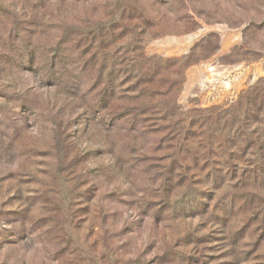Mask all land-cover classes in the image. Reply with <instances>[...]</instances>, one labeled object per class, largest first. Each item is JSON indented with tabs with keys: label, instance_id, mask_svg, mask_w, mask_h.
Masks as SVG:
<instances>
[{
	"label": "rangeland",
	"instance_id": "rangeland-1",
	"mask_svg": "<svg viewBox=\"0 0 264 264\" xmlns=\"http://www.w3.org/2000/svg\"><path fill=\"white\" fill-rule=\"evenodd\" d=\"M103 22L134 28L103 47L105 107L75 43ZM69 28L80 31L63 44ZM137 52L161 65L145 79L176 82L170 99L135 85ZM187 55L182 75L163 69ZM262 95L264 0H0V264H264V157L235 152L227 172L224 151L238 149L216 143L203 160L192 134L264 139L242 117ZM124 107L142 112L123 119L134 130L106 117ZM163 118L195 160L150 132Z\"/></svg>",
	"mask_w": 264,
	"mask_h": 264
},
{
	"label": "trees",
	"instance_id": "trees-1",
	"mask_svg": "<svg viewBox=\"0 0 264 264\" xmlns=\"http://www.w3.org/2000/svg\"><path fill=\"white\" fill-rule=\"evenodd\" d=\"M148 26H151L150 23H148ZM65 25V24H64ZM68 27V26H67ZM82 27V26H81ZM83 29H86L87 31L85 32H80L78 34V36L81 38L85 33L88 34H93L96 33L97 38H95L94 40H86V41H91L90 44H83V42H79L78 40L75 41L76 43V47H82V50L80 51L81 54H86V53H90V57L88 59H86L84 56H82L81 54H78V63L81 66H88L89 68H91L92 70V74L89 76L90 77V81H93V84H95L97 87L101 86V89L98 90V96L100 97V99L97 102V105L100 106H104L106 105V102L109 98V96L112 94V90L108 87L110 86V71L107 68V63L105 60V53L103 52V47H105V45L107 43L116 41L120 38L125 37L128 33H132L134 32V28L133 26L131 27L129 24H124V25H114V24H107V26H105V23L103 22V25L101 24L100 27H97V29L92 30V28L90 26H85L83 27ZM90 29V30H89ZM141 30V32L137 35V39H135V42H142V37L145 34V27H140L139 28ZM80 31V30H79ZM79 31H72L70 28L69 29H65V33L63 35V37H65L64 39H61V41H63L64 43H69V42H73V40H71V38L74 37L75 32H79ZM94 31V32H93ZM109 34L110 40L109 39H104V35ZM77 35V34H76ZM71 40V41H70ZM61 44V43H60ZM78 45V46H77ZM76 49V48H75ZM138 49V47H135L132 49L131 48L128 50L129 52H134V50ZM140 53V52H137ZM135 58H141L137 61H135L136 63V70L131 69V71H135V74H133V72H131L134 77L137 79L135 82V85L138 86H145L147 85V88L150 92L154 91L155 94H157L160 97H163L162 100H167L170 99L171 97V91L173 89V87L176 85V82L171 78L170 74L167 75L166 79H163L162 81L159 82V84L156 82H151V80L145 79L146 75L149 73V70L151 69V67L154 68H160L161 65H159V60H152L150 59L149 61H155V62H150L147 63L146 66H143L141 64H139L140 60H144L146 59V57H144V54L142 55V53L140 54H135ZM190 57V55H187L185 58V61L182 60L181 63L176 64V62L173 59H167L165 61V66H163V69L167 70V69H171V72L174 74H179L182 75L184 68L190 64V62H188V58ZM133 61V60H132ZM177 69V70H176ZM165 80V81H164ZM163 84L166 85L165 90H163ZM137 89V88H134ZM143 89V88H141ZM111 90V92H109ZM138 91H140V89H138ZM112 96V95H111ZM110 96V97H111ZM262 99V100H260ZM250 101V100H248ZM105 107V106H104ZM162 107V106H161ZM167 109L169 108V104H167L166 106ZM161 111H164L165 113H168L169 110H164L163 107L161 108ZM129 112L135 113L137 112V114H141V111H128L127 107H124L123 110H121L120 112L116 113V114H112L111 112H108L106 117H114L117 118L119 120V123H124L126 121H128V123H130L131 128L134 130L137 127V124L139 123V120L136 119H132L131 121L129 120H123L126 118V116L129 114ZM131 114V113H130ZM136 115V114H135ZM264 115V95L259 97V101L257 102L254 98L252 101H250V103L247 104V106L245 108L242 109V117L244 118H248L254 120L256 119V123H264V120H261V117H263ZM135 118V117H134ZM163 121H154L152 123L153 128H149L151 133L154 134H158L160 132H164L166 131V133H169L168 139L172 142H174L175 144V149L177 151H174L176 153H185L188 154L190 156V159H194L197 157V153L194 152V146H193V141L194 140H188L187 137H183L181 135V131L179 133H177V131L175 130V128H171L170 127V123L171 122H167L165 121V119H162ZM170 124V125H169ZM146 125V124H145ZM195 127V126H194ZM203 125H197L196 126V131L193 130L192 134L198 132L200 137H201V141L203 143V145H201L203 148H201V152L200 154L198 153V156H200L203 160H210L211 156V149H213V146H215V144L217 143L218 145L216 146V148L221 147L223 150V147L225 148L228 145H231L233 147H235V149L238 151H231L229 152L230 149H226V152L224 151L225 155L228 157V161L230 162V166L227 167V172H229L230 170L228 168H232V158L234 156V153L236 152V154L238 153H243L244 151L246 152V154L248 155H254V150H256V154L264 157V139H260L259 135L257 134V130L254 129L252 130L253 134H256L255 136L253 135H244L241 136L242 133L239 134H227L226 137H222L221 134L219 133L218 135L216 134H205V130L202 129ZM146 126H142V130H145ZM213 133V131H211ZM182 159V158H181ZM212 162V160H210ZM250 164L255 167V164H260V167L254 168V169H250L247 170V174L248 175H252L254 178L259 174L262 175V166H263V162H260L259 160H254V162H250ZM215 171H211L209 170V168L206 170V175L209 176L212 179L216 180V175L214 174ZM243 177V176H241Z\"/></svg>",
	"mask_w": 264,
	"mask_h": 264
}]
</instances>
